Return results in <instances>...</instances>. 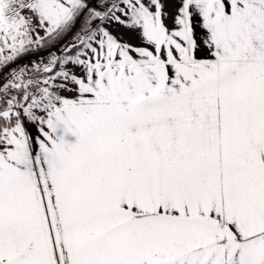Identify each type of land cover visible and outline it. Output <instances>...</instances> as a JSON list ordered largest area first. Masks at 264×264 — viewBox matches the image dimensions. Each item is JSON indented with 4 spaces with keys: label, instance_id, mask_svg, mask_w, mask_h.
I'll return each mask as SVG.
<instances>
[{
    "label": "snow or ice",
    "instance_id": "snow-or-ice-1",
    "mask_svg": "<svg viewBox=\"0 0 264 264\" xmlns=\"http://www.w3.org/2000/svg\"><path fill=\"white\" fill-rule=\"evenodd\" d=\"M28 56L0 264H264V0H0V72Z\"/></svg>",
    "mask_w": 264,
    "mask_h": 264
},
{
    "label": "built area",
    "instance_id": "built-area-1",
    "mask_svg": "<svg viewBox=\"0 0 264 264\" xmlns=\"http://www.w3.org/2000/svg\"><path fill=\"white\" fill-rule=\"evenodd\" d=\"M32 59L33 57L29 56V57L24 58L23 60L16 61L14 64H10L7 68H4L3 72H0V82H3L4 77L6 76V74L9 72L11 68H16L19 63L25 64L26 62Z\"/></svg>",
    "mask_w": 264,
    "mask_h": 264
},
{
    "label": "rangeland",
    "instance_id": "rangeland-1",
    "mask_svg": "<svg viewBox=\"0 0 264 264\" xmlns=\"http://www.w3.org/2000/svg\"><path fill=\"white\" fill-rule=\"evenodd\" d=\"M37 55H38V54H37ZM35 58H36V57L34 56L33 59H35ZM33 59H32V60H33ZM21 60H23V59H21ZM26 63H27V62H26ZM20 65H23V64H22V63H19V64L17 65V67L20 66Z\"/></svg>",
    "mask_w": 264,
    "mask_h": 264
},
{
    "label": "crops",
    "instance_id": "crops-1",
    "mask_svg": "<svg viewBox=\"0 0 264 264\" xmlns=\"http://www.w3.org/2000/svg\"><path fill=\"white\" fill-rule=\"evenodd\" d=\"M38 55H41L42 56V55H44V53H39ZM32 57H34V56H32Z\"/></svg>",
    "mask_w": 264,
    "mask_h": 264
},
{
    "label": "trees",
    "instance_id": "trees-1",
    "mask_svg": "<svg viewBox=\"0 0 264 264\" xmlns=\"http://www.w3.org/2000/svg\"><path fill=\"white\" fill-rule=\"evenodd\" d=\"M29 57V56H28ZM26 58V57H25ZM24 59V58H23ZM21 60V59H20ZM20 60H17V61H20Z\"/></svg>",
    "mask_w": 264,
    "mask_h": 264
}]
</instances>
